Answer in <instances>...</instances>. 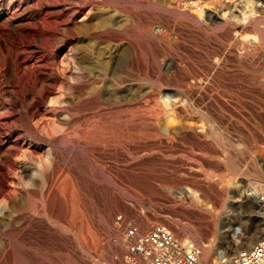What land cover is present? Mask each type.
Masks as SVG:
<instances>
[{
	"label": "rangeland",
	"instance_id": "1",
	"mask_svg": "<svg viewBox=\"0 0 264 264\" xmlns=\"http://www.w3.org/2000/svg\"><path fill=\"white\" fill-rule=\"evenodd\" d=\"M184 2L0 0V264H131L157 223L237 264L264 235V14Z\"/></svg>",
	"mask_w": 264,
	"mask_h": 264
},
{
	"label": "built area",
	"instance_id": "2",
	"mask_svg": "<svg viewBox=\"0 0 264 264\" xmlns=\"http://www.w3.org/2000/svg\"><path fill=\"white\" fill-rule=\"evenodd\" d=\"M187 9L207 16L232 17L254 12L264 14V0H218L213 5L185 0ZM261 219L264 228V198ZM131 264H203L202 248L189 239H179L162 224H154L130 245ZM237 264H264V235L238 254Z\"/></svg>",
	"mask_w": 264,
	"mask_h": 264
},
{
	"label": "bare ground",
	"instance_id": "3",
	"mask_svg": "<svg viewBox=\"0 0 264 264\" xmlns=\"http://www.w3.org/2000/svg\"><path fill=\"white\" fill-rule=\"evenodd\" d=\"M244 15H246V14H244ZM247 15L249 16V13ZM247 15H246V17H247ZM255 239H256L255 233L250 235L249 237H247L245 239L244 243L242 244V250H246V249L250 248L252 246V244L254 243Z\"/></svg>",
	"mask_w": 264,
	"mask_h": 264
}]
</instances>
